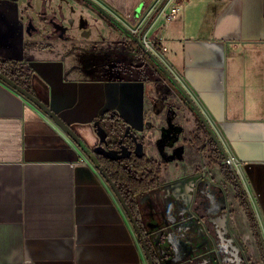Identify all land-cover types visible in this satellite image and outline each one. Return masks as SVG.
<instances>
[{
    "label": "crops",
    "instance_id": "obj_1",
    "mask_svg": "<svg viewBox=\"0 0 264 264\" xmlns=\"http://www.w3.org/2000/svg\"><path fill=\"white\" fill-rule=\"evenodd\" d=\"M53 1H43L39 14L50 32L36 27L23 0H0V62L16 65L25 88L97 156L126 158L134 150L161 164L160 182L135 203L153 238L172 249L167 264H219L208 218L216 233L223 225L217 212L209 213L207 193L198 191L201 177L181 143V127L158 121L138 35L84 0ZM94 1L129 31H142L160 0ZM180 1L177 16L152 29L153 46L239 164L250 190L242 188L249 208L241 198L244 225L263 250L257 227L264 238V0ZM95 40L101 47L76 51V42ZM112 42L122 45L118 54L105 48ZM60 43L72 48L58 49ZM198 193L203 216L193 211ZM0 264H149L140 236L94 162L1 80Z\"/></svg>",
    "mask_w": 264,
    "mask_h": 264
},
{
    "label": "rangeland",
    "instance_id": "obj_2",
    "mask_svg": "<svg viewBox=\"0 0 264 264\" xmlns=\"http://www.w3.org/2000/svg\"><path fill=\"white\" fill-rule=\"evenodd\" d=\"M43 1L45 0H23V6L25 8L28 7V11L34 17V24L37 28H40L41 31L51 32V27L47 24L46 20H41L39 18V14L42 13ZM54 1L52 3L53 6L55 5ZM80 14H83V12H80ZM80 14H77L78 18ZM85 14L91 15L88 12H85ZM107 23L109 24L108 21ZM64 24L67 26V20ZM76 27L78 26H75V28ZM85 32L82 33V29L79 30V34L81 33L80 35H84ZM95 41L97 44H86L87 41H85L86 43L76 42L75 47L78 49H76V51L80 52L87 48H96V46L101 47L98 45L100 43L99 40ZM62 44L63 43H60V45H58V49H61V46L72 48V44ZM121 46L122 45L118 42H112L110 46L105 45V48L113 54H118L116 50H120ZM156 50L159 51L160 49L156 48ZM62 51L63 50H58L59 53L63 54ZM100 51H102L99 54L101 56L103 55V49ZM164 56L169 61L167 52H164ZM149 67L152 69H149L150 79H148L147 84L150 91V102L153 107H157L158 121L166 122L168 120V122L181 127V131L183 132L181 143H185L188 153L194 157L197 165V175L201 177L198 183V191L201 189L207 193L208 211L211 214L217 212L218 219H216V221L217 223L221 222L223 225V228L221 227V229H218V232H221V234L226 232L227 234L224 238L226 239V237H229V240L235 248L234 250L237 257H229V263L227 264H264V253L258 244L256 236L253 239V230H249L248 226L244 225L245 221H248L246 218L247 214L241 206L242 197L240 196L242 188L238 183H231L226 175L228 171L226 169V165H228L227 161L214 151L210 142V137L206 135L199 125L197 117L194 112L191 111L183 96L179 94L178 90L165 77L157 75L156 72L154 73L153 71L155 70H153L154 68L151 65H149ZM233 161V166L241 177V168L236 164L235 160ZM241 181L244 184L243 190L248 194L250 191L249 186L244 179H241ZM200 195L202 196V194ZM209 221L210 219L208 218V228L215 232V227H213ZM260 227L262 228V226ZM246 230H249V233L246 232ZM209 257L208 255V258ZM217 258L219 260V257ZM220 260L218 263L222 264V260Z\"/></svg>",
    "mask_w": 264,
    "mask_h": 264
},
{
    "label": "water",
    "instance_id": "obj_3",
    "mask_svg": "<svg viewBox=\"0 0 264 264\" xmlns=\"http://www.w3.org/2000/svg\"><path fill=\"white\" fill-rule=\"evenodd\" d=\"M88 5L95 8L97 11H99L101 14L105 16L109 21H112L116 25H118L120 28H122L124 31H126L128 34H133L131 31H129L125 26H123L120 21L112 15L109 11H107L103 6L95 2L94 0H84ZM32 23V22H31ZM134 35V34H133ZM137 43L141 46V48L161 67L164 74L170 79V81L176 86L178 91L183 95L187 103L193 108L194 112L197 114L201 122L204 124V126L207 128V130L210 132L212 139L217 143L218 147L222 151L223 155L226 157V161L228 165L231 167V169L234 172V175L237 177V182L241 188H243V182L241 181V178L239 177L237 171L235 170L233 163L231 161V158L229 156L228 151L226 150V147L221 140L220 136L218 135L216 129L212 126L210 120L207 118L205 113L203 112L201 106L197 103V101L193 98V96L190 94V92L187 90V88L184 86V84L178 79V77L172 72V70L164 63V61L159 58L152 50H150L140 37H135ZM0 80L9 85L11 88L19 92L22 96L30 100L32 103H34L40 110H42L48 117H50L66 134L70 136V138L78 145L80 148L86 153V155L94 162V164L98 167V169L101 171L104 178L108 181L111 188L113 189L114 193L116 194L122 208L128 215L130 221L132 222L136 232L141 237V240L143 242V246L145 249V254L149 260V264H154V261L152 259V255L150 253V249L148 245L146 244V241L144 239V236L141 232L138 220L135 218L131 207L125 200L124 196L120 192L117 184L112 180L108 172L105 170V168L102 166L98 156L84 143V141L76 134V132L62 119L60 116H58L57 113H55L49 106H47L45 103L40 101L36 96H34L30 91H28L26 88L19 85L17 82H15L13 79L9 78L5 74H3L0 71ZM248 204L250 205V210L252 211V206L250 204V201L247 200ZM257 232L260 235L261 244L264 250V238L261 233L260 227H257Z\"/></svg>",
    "mask_w": 264,
    "mask_h": 264
},
{
    "label": "trees",
    "instance_id": "obj_4",
    "mask_svg": "<svg viewBox=\"0 0 264 264\" xmlns=\"http://www.w3.org/2000/svg\"><path fill=\"white\" fill-rule=\"evenodd\" d=\"M143 54L145 55V58L148 61L149 65H151L154 68L153 69L155 70L154 72H156L157 75H161L165 77L175 87V85L170 81V79L164 74L161 67L157 65V63L148 54H146L145 52H143ZM0 71L25 88L24 85L25 82L19 79V77H23L22 72L16 65H14L11 68L7 66V62H0ZM187 105L190 107L191 111L194 112L193 108L188 103ZM194 114L197 117V121L201 126V128L203 129V131L206 133V135L210 137V142L214 151L218 153V155H220L221 158L226 160V157L223 155L217 143L212 139L210 132L201 122L197 114L195 112ZM98 158L102 166L105 168V170L112 178V180L117 184L120 192L124 196L129 206L131 207L135 218L138 220V223H140L138 219V215L136 214V210H135L136 208L135 199L138 195L144 193L153 186H156L160 182V174L162 172L161 164H159L155 160L147 159L144 155L141 156L137 155L134 150H132L130 155L126 158H111L103 155H99ZM226 169L228 170L226 175L229 181L231 183L237 184L238 183L237 177L234 175V172L231 169V167L229 165H226ZM241 197L244 205L249 211L248 205L246 204V200H245L246 196L243 191L241 192ZM251 215L252 214L250 213V216Z\"/></svg>",
    "mask_w": 264,
    "mask_h": 264
},
{
    "label": "flooded vegetation",
    "instance_id": "obj_5",
    "mask_svg": "<svg viewBox=\"0 0 264 264\" xmlns=\"http://www.w3.org/2000/svg\"><path fill=\"white\" fill-rule=\"evenodd\" d=\"M200 197V198H199ZM203 200V197L200 195L199 193L197 195V199L193 204V211L196 212V214L203 216V212H201V202ZM205 200L206 197H205ZM136 210V214L138 215V219L140 221V226H141V232L144 236V239L146 241V244L148 245L149 249H150V253L152 255V259L154 261V264H167L169 259L172 256V249H170L169 247H164L162 244L163 242L161 241L160 236L159 237H155L153 238V236L151 235V233H149V231L146 229L144 223L142 222L141 218L139 217L140 214L138 212L137 207L135 208ZM203 213V214H202ZM214 233V234H213ZM212 236L215 239L216 245L218 247L219 250V254L222 258V264H227L229 263V257H234L236 258V254H235V248L232 244V242L229 240V237H226V239L224 238L226 236V232L224 234H221V232H213ZM156 239V240H154ZM158 241V242H155ZM208 245H209V238H208ZM147 257V256H146ZM148 259V258H147ZM149 263V260H148Z\"/></svg>",
    "mask_w": 264,
    "mask_h": 264
},
{
    "label": "built area",
    "instance_id": "obj_6",
    "mask_svg": "<svg viewBox=\"0 0 264 264\" xmlns=\"http://www.w3.org/2000/svg\"><path fill=\"white\" fill-rule=\"evenodd\" d=\"M180 3H181L180 0H160L157 6L153 10L154 12L152 15L153 20L149 24V26L145 27V29H143L142 31L131 30V32L134 35L137 34L140 37L144 45H146L161 59L162 57L157 54L158 52H156L153 46L152 37H151L152 29L155 27V25H157L159 22L163 20H172L173 18H175L180 10ZM230 158H232L231 161L234 160L233 157ZM236 164L239 165L237 162Z\"/></svg>",
    "mask_w": 264,
    "mask_h": 264
},
{
    "label": "bare ground",
    "instance_id": "obj_7",
    "mask_svg": "<svg viewBox=\"0 0 264 264\" xmlns=\"http://www.w3.org/2000/svg\"><path fill=\"white\" fill-rule=\"evenodd\" d=\"M197 100V99H196Z\"/></svg>",
    "mask_w": 264,
    "mask_h": 264
}]
</instances>
